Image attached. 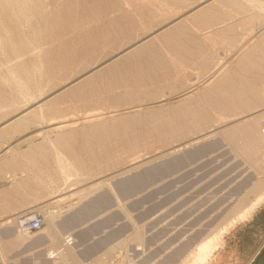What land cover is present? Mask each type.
Returning <instances> with one entry per match:
<instances>
[{
    "label": "rangeland",
    "instance_id": "1",
    "mask_svg": "<svg viewBox=\"0 0 264 264\" xmlns=\"http://www.w3.org/2000/svg\"><path fill=\"white\" fill-rule=\"evenodd\" d=\"M0 96V264L258 250L264 0H0Z\"/></svg>",
    "mask_w": 264,
    "mask_h": 264
},
{
    "label": "bare ground",
    "instance_id": "2",
    "mask_svg": "<svg viewBox=\"0 0 264 264\" xmlns=\"http://www.w3.org/2000/svg\"><path fill=\"white\" fill-rule=\"evenodd\" d=\"M254 1V0H253ZM68 2V1H67ZM72 2V1H71ZM93 2V1H92ZM118 2V1H117ZM74 3V2H73ZM122 3V2H121ZM231 3V2H230ZM71 4V3H70ZM96 4V3H95ZM98 4V3H97ZM108 4V3H107ZM110 4V3H109ZM83 5V4H82ZM119 5V4H118ZM129 5V4H128ZM143 5V4H142ZM172 5V4H171ZM222 5V4H221ZM251 5V4H250ZM255 5V4H254ZM258 5V4H257ZM62 6V5H61ZM107 6V5H106ZM108 7V6H107ZM214 7V6H213ZM122 8V7H121ZM218 8V7H217ZM226 8V7H225ZM76 9V8H75ZM160 9V8H159ZM216 9V8H215ZM214 9V10H215ZM223 9V8H222ZM209 10V9H208ZM237 10V9H236ZM257 10V9H256ZM120 11V10H119ZM128 11V10H127ZM261 11V10H260ZM5 12V11H4ZM54 12V11H53ZM77 12V11H76ZM83 12V11H82ZM209 12V11H208ZM220 12V11H219ZM92 13V12H91ZM90 13V14H91ZM124 13V12H123ZM129 13V12H128ZM210 13V12H209ZM214 13V12H213ZM230 14V13H229ZM82 15V14H81ZM52 16V15H51ZM76 16V15H75ZM80 16V15H79ZM118 16V15H117ZM125 16V15H124ZM208 16V15H207ZM238 16V15H237ZM86 17V16H85ZM100 17V16H99ZM131 17V16H130ZM218 17V16H217ZM76 18V17H75ZM84 18V17H83ZM122 18H123V16H122ZM57 19V18H56ZM71 20V19H70ZM91 20V19H90ZM111 20V19H110ZM246 20V19H245ZM5 22V21H4ZM39 22V21H38ZM62 22V21H61ZM108 22V21H107ZM248 22V21H247ZM51 23V22H50ZM87 23V22H86ZM111 23V22H110ZM204 23V22H203ZM209 24V23H208ZM61 25V24H60ZM66 25V24H65ZM64 25V26H65ZM102 25H104V24H102ZM180 25V24H179ZM19 26V25H18ZM109 26V25H108ZM107 26V27H108ZM118 26V25H117ZM51 27V26H50ZM55 27V26H54ZM177 27V26H176ZM199 27V26H198ZM182 28V27H181ZM48 29V28H47ZM107 29V28H106ZM174 29V28H173ZM178 29V28H177ZM201 29V28H200ZM54 30V29H53ZM123 30H124V28H123ZM96 31V30H95ZM171 31V30H170ZM55 32V31H54ZM177 32V31H176ZM57 33V32H56ZM60 33V32H59ZM88 33V32H87ZM92 33V32H91ZM107 33V32H106ZM121 33V32H120ZM25 34V33H24ZM46 34V33H45ZM177 34V33H176ZM21 35V34H20ZM167 35V34H166ZM4 36V35H3ZM61 36V35H60ZM77 36V35H76ZM83 36H84V34H83ZM106 36V35H105ZM171 36V35H170ZM219 36V35H218ZM101 37V36H100ZM103 37V36H102ZM222 37V36H221ZM106 38V37H105ZM113 38V37H112ZM135 38V37H134ZM160 38V37H159ZM173 38V37H172ZM57 39V38H56ZM93 39V38H92ZM103 39V38H102ZM131 39V38H130ZM13 40V39H12ZM42 40V39H41ZM97 40V39H96ZM114 40V39H113ZM157 40V39H156ZM169 40V39H168ZM46 41H47V39H46ZM103 41V40H102ZM106 41V40H105ZM177 41V40H176ZM239 41V40H238ZM222 42V41H221ZM9 43V42H8ZM37 43V42H36ZM65 43V42H64ZM97 44H98V42H97ZM215 44V43H214ZM220 44V43H219ZM85 46V45H84ZM104 46V45H103ZM143 46V45H142ZM247 46V45H246ZM75 47V46H74ZM98 47V46H97ZM120 47V46H119ZM145 48V47H144ZM153 48V47H152ZM232 49H233V47H232ZM14 50V49H13ZM105 50V49H104ZM145 50H147V49H145ZM17 51V50H16ZM53 51V50H52ZM140 51V50H139ZM137 52V53H140V52ZM201 51V50H200ZM67 52V51H66ZM79 52V51H78ZM184 52V51H183ZM261 52V51H260ZM75 53V52H74ZM83 53V52H82ZM96 53H97V51H96ZM136 53V52H135ZM133 54V55H136V54ZM59 54V53H58ZM71 54V53H70ZM69 54V55H70ZM75 54H77V53H75ZM98 54V53H97ZM132 55V56H133ZM148 55V54H147ZM87 56V55H86ZM139 56V55H138ZM49 57V56H48ZM127 57V56H126ZM137 57V56H136ZM145 57H147V56H145ZM130 58V57H129ZM128 58V59H129ZM46 59V58H45ZM79 59V58H78ZM132 60V59H131ZM76 61H77V59H76ZM136 61V60H135ZM62 62V61H61ZM125 62V61H124ZM139 62V61H138ZM204 63V62H203ZM253 63V62H252ZM53 64V63H52ZM125 64V63H124ZM133 64V63H132ZM73 66V65H72ZM116 66V65H115ZM150 66V65H149ZM49 67V66H48ZM118 68V67H117ZM51 69V68H50ZM111 69V68H110ZM189 70V69H188ZM151 71V70H150ZM59 72V71H58ZM108 72V71H107ZM149 72V71H148ZM238 73V72H237ZM105 74V73H104ZM108 74V73H107ZM133 74V73H132ZM112 75V74H111ZM243 75H245V74H243ZM28 76V75H27ZM156 77V76H155ZM124 78V77H123ZM89 79V78H88ZM161 79V78H160ZM130 80V79H129ZM181 80V79H180ZM15 81V80H14ZM88 81V80H87ZM108 81V80H107ZM162 81V80H161ZM30 82V81H29ZM40 82V81H39ZM147 82V81H146ZM140 83V82H139ZM138 83V84H139ZM38 84V83H37ZM56 84V83H55ZM86 84H89L88 82L86 83ZM83 85V84H82ZM52 86V85H51ZM141 86V85H140ZM161 86V85H160ZM84 87H86V86H84ZM134 87V86H133ZM137 87V86H136ZM250 87V86H249ZM28 88V87H27ZM81 88V87H80ZM143 89V88H142ZM78 90V89H77ZM82 90V89H81ZM94 90V89H93ZM18 91V90H17ZM76 91V90H75ZM84 92V91H83ZM87 92V91H86ZM76 93V92H75ZM78 93V92H77ZM5 94V93H4ZM31 94V93H30ZM106 94V93H105ZM104 94V95H105ZM72 95V94H71ZM83 95V94H82ZM108 95V94H107ZM15 96V95H14ZM70 96V95H69ZM100 96V95H99ZM1 97V96H0ZM63 97V96H62ZM75 97V96H74ZM78 98H80V97H78ZM20 99V98H19ZM58 99V98H57ZM66 99H68V98H66ZM97 99V98H96ZM5 100H8V98L7 99H5ZM78 100V99H77ZM102 100V99H101ZM99 101V100H98ZM18 102V101H17ZM222 102V101H221ZM69 103V102H68ZM98 103V102H97ZM137 103V102H136ZM8 104V103H7ZM10 105V104H9ZM50 106V105H49ZM57 106V105H56ZM16 110V109H15ZM37 110V109H36ZM93 111V110H92ZM3 113V112H2ZM9 115V114H8ZM33 115V114H32ZM37 115H40L39 113L37 114ZM28 116H29V114H28ZM62 116V115H61ZM65 116V115H64ZM5 117V116H4ZM40 117V116H39ZM44 117V116H43ZM32 118H33V116H32ZM160 118V117H159ZM26 119V118H25ZM55 119V118H54ZM58 119V118H57ZM144 119V118H143ZM22 120V119H21ZM20 120V121H21ZM126 120V119H125ZM129 120V119H128ZM171 120V119H170ZM177 121V120H176ZM131 122V121H130ZM133 122V121H132ZM22 125V124H21ZM136 125V124H135ZM11 126V125H10ZM16 126V125H15ZM17 126H19V125H17ZM110 126V125H109ZM112 127V126H111ZM185 127V126H184ZM19 129V128H18ZM21 129V128H20ZM109 130H111V129H109ZM179 130V129H178ZM63 132V131H62ZM104 132V131H103ZM111 132V131H110ZM187 132V131H186ZM65 133H66V131H65ZM86 134V133H85ZM94 134V133H93ZM2 135V134H1ZM101 135V134H100ZM73 136L74 135H72V138H73ZM184 136V135H183ZM70 138H71V136H70ZM68 139V138H67ZM87 139H88V137H87ZM70 140V139H69ZM78 140V139H77ZM173 140V139H172ZM66 141V140H65ZM101 142V141H100ZM72 143V142H71ZM87 143V142H86ZM26 144V143H25ZM80 144H82V143H80ZM94 145V144H93ZM76 146V145H75ZM92 146V145H91ZM118 146V145H117ZM21 150V149H20ZM22 151V150H21ZM77 152V151H76ZM31 155V154H30ZM29 155V156H30ZM63 155V154H62ZM77 155V154H76ZM122 156V155H121ZM64 157H65V155H64ZM73 158V157H72ZM71 158V159H72ZM24 159V158H23ZM68 160V159H67ZM36 161V160H35ZM80 161V160H79ZM30 162V161H29ZM34 162V161H33ZM63 162V161H62ZM4 163V162H3ZM13 163V162H12ZM30 164V163H29ZM60 164H61V162H60ZM65 165V164H64ZM7 166V165H6ZM13 166H15V165H13ZM16 167V166H15ZM14 167V168H15ZM60 168H63V167H60ZM20 169V168H19ZM59 169V168H58ZM60 171V170H59ZM43 172V171H42ZM61 173H63V172H61ZM43 174V173H42ZM47 174V173H46ZM66 175V174H65ZM71 176V175H70ZM64 178V177H63ZM9 183H11V182H9ZM39 186V185H38ZM52 186V185H51ZM7 187V186H6ZM40 187V186H39ZM42 188V187H41ZM44 188V187H43ZM47 188V187H46ZM22 189V188H21ZM33 189V188H32ZM2 190V189H1ZM15 190V189H14ZM37 190V189H36ZM44 190V189H43ZM26 191V190H25ZM23 192V191H22ZM39 193V192H38ZM24 196V195H23ZM11 199V198H10ZM9 201V200H8ZM6 202V201H5ZM10 203H8V205H9ZM23 204V203H22ZM11 206H13V205H11ZM17 207V206H16ZM50 215V214H49ZM56 217V216H55ZM70 238V237H69ZM68 243V242H67Z\"/></svg>",
    "mask_w": 264,
    "mask_h": 264
},
{
    "label": "crops",
    "instance_id": "3",
    "mask_svg": "<svg viewBox=\"0 0 264 264\" xmlns=\"http://www.w3.org/2000/svg\"><path fill=\"white\" fill-rule=\"evenodd\" d=\"M263 209L264 205L260 207V210L256 211V214L257 212L260 213ZM256 244L259 246L258 250L237 254L236 261L239 264H264V237L256 239Z\"/></svg>",
    "mask_w": 264,
    "mask_h": 264
},
{
    "label": "built area",
    "instance_id": "4",
    "mask_svg": "<svg viewBox=\"0 0 264 264\" xmlns=\"http://www.w3.org/2000/svg\"><path fill=\"white\" fill-rule=\"evenodd\" d=\"M263 130H264V127H263Z\"/></svg>",
    "mask_w": 264,
    "mask_h": 264
}]
</instances>
